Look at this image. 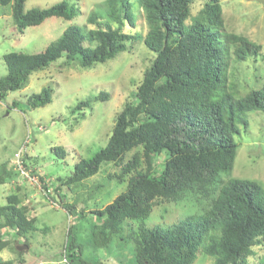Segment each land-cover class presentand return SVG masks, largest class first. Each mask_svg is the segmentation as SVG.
<instances>
[{"label":"trees","instance_id":"1","mask_svg":"<svg viewBox=\"0 0 264 264\" xmlns=\"http://www.w3.org/2000/svg\"><path fill=\"white\" fill-rule=\"evenodd\" d=\"M27 1L0 0L1 6L12 7L13 30L20 35L52 17L71 21L80 16L79 7L69 0L26 11ZM137 2L147 25L143 44L151 54H145L143 80L134 100L117 114L107 147L79 162L73 175L61 179L50 198L54 200L52 196L56 195L63 199L59 193L63 185L92 178L105 163L122 165L121 173L112 178L127 182L126 190L103 210L94 212L97 220L92 237L96 248L108 246L124 233L127 221L148 219L159 200L187 198L199 205L201 216H190L165 229L140 227L128 232L135 248L133 263L195 264L198 254L204 253L213 258V264H250L253 249L264 244V186L236 178L224 181L222 175L234 168L239 124L248 126L244 115L264 113V86L243 94L244 86L241 92L237 82L229 81L228 70L233 63L261 57L263 46L241 35L222 33L225 20L220 0H205L196 14V0ZM134 8L132 0H106L90 13V30L72 24L43 52L5 55L8 72L0 79V100L26 88L31 75L48 70L59 60H63L62 66L76 64L92 69L129 51L141 36L126 31V27L136 29ZM52 95L50 87L43 89L32 97L30 108L44 107L52 101ZM103 97L106 100L108 96ZM17 105L13 103L14 108ZM90 105L88 100L80 102L72 113ZM57 150L64 155L63 150ZM133 151L132 159L126 161ZM24 158V167L29 169ZM19 174L17 169L14 173L2 170L0 185L15 181ZM18 189L25 190V186ZM19 191L0 206V254L15 238L13 232L26 238L28 250L17 251V260L0 258V264H38L42 258L58 255L66 261H77L75 264H90L81 258V248L76 252L75 240L48 256L32 246L28 236L40 228L37 218L28 217V210L21 206ZM61 207L71 212L64 204ZM71 232L69 229V236ZM25 253L34 258L23 259Z\"/></svg>","mask_w":264,"mask_h":264},{"label":"rangeland","instance_id":"2","mask_svg":"<svg viewBox=\"0 0 264 264\" xmlns=\"http://www.w3.org/2000/svg\"><path fill=\"white\" fill-rule=\"evenodd\" d=\"M62 1L64 0H28L25 10L45 9ZM69 1L79 7V17L71 21L52 17L39 26L27 28L22 35L13 30L12 7L0 5V79L8 72L4 62L5 55L12 52H43L72 24L90 30L93 28L87 22L90 13L106 0ZM132 2L137 15V26L135 30L126 27V31L137 32L141 36H138L140 39L132 45L134 47L130 46L129 51L114 60L99 63L92 69H81L76 64L62 66L63 60H59L48 70L31 75L26 88L9 93L5 99L0 100V172L7 170L14 173L15 154L23 150L28 170L39 177L42 183L49 179L58 190L61 179L70 178L79 162L92 158L107 147L117 114L125 104L134 100V94L143 80L147 65L145 54L147 57L151 55L143 44L147 32L144 15L137 0ZM220 2L225 20L222 33L241 35L262 45L261 57L264 58V0ZM204 3L205 0H196L194 14ZM103 22L111 24L108 19ZM261 57H252L244 63H233L229 67V81L237 82L241 92L244 86L243 94L264 86V59ZM47 87L53 90L52 101L44 107L31 109L29 103L32 97L39 95ZM103 94L108 96L106 100ZM86 100L91 105L84 111L73 114L76 105ZM14 102L18 103L16 108L13 107ZM244 118L248 126L239 124L240 134L235 138L239 148L234 168L229 174H223L222 179L251 180L264 186V113L248 112ZM57 149L63 150L64 155ZM135 152L130 153L126 161L132 159ZM138 152L141 155L142 151ZM121 168L122 165L105 163L92 178L81 183L63 185L59 192L63 199L55 195L52 196L54 200L50 196L55 191L46 196L39 186L30 184L20 176L15 181L9 183V180L0 185V206L5 205L8 196L24 185L25 190L19 191L21 206L28 210V217L37 218L36 224L40 228L32 232L28 240L32 246L47 253L45 256L59 253L69 241L71 243L75 240L76 252L81 248V258L90 264H134L132 259L135 258V248L129 241V231L156 226L165 229L190 216H201L202 211L199 205L187 198L178 201L159 200L148 219L127 221L123 225L124 233L115 237L108 246L96 248L92 237L97 220L94 212L103 210L126 190L127 182L118 183L112 178L115 173H121ZM141 168L144 170L145 165L142 164ZM62 204L70 208L71 212L61 207ZM98 220L100 222L99 218ZM69 229H72L70 236ZM11 234L18 242L11 239L10 245L0 254L1 259L17 260L18 247L26 246V238L15 235V232ZM22 258L29 261L34 257L25 253ZM73 262L77 261H65L58 255L53 259L42 258L37 263L75 264ZM249 262L264 264V244L253 249ZM195 264H213V258L199 253Z\"/></svg>","mask_w":264,"mask_h":264},{"label":"built area","instance_id":"3","mask_svg":"<svg viewBox=\"0 0 264 264\" xmlns=\"http://www.w3.org/2000/svg\"><path fill=\"white\" fill-rule=\"evenodd\" d=\"M23 150H20L18 153L15 154V158H14V164L16 166V169L19 171V177H23L25 180H27L30 184L39 186L40 190L43 191V193L46 196H49L50 194H52V192L56 189V187L51 184L52 182L47 179L46 182L45 180H43L42 183L40 178L35 176L34 174H32V172L30 170H28L27 168L24 167V161H23ZM45 185V186H43Z\"/></svg>","mask_w":264,"mask_h":264},{"label":"water","instance_id":"4","mask_svg":"<svg viewBox=\"0 0 264 264\" xmlns=\"http://www.w3.org/2000/svg\"><path fill=\"white\" fill-rule=\"evenodd\" d=\"M25 249H28V246H19L18 247L19 251H22V250H25Z\"/></svg>","mask_w":264,"mask_h":264},{"label":"clouds","instance_id":"5","mask_svg":"<svg viewBox=\"0 0 264 264\" xmlns=\"http://www.w3.org/2000/svg\"><path fill=\"white\" fill-rule=\"evenodd\" d=\"M66 261V260H65Z\"/></svg>","mask_w":264,"mask_h":264}]
</instances>
